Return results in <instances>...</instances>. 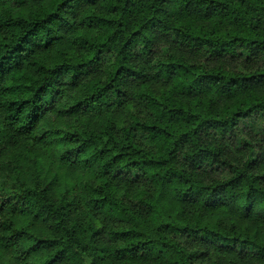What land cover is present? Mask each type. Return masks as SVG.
Returning <instances> with one entry per match:
<instances>
[{
    "label": "trees",
    "instance_id": "obj_1",
    "mask_svg": "<svg viewBox=\"0 0 264 264\" xmlns=\"http://www.w3.org/2000/svg\"><path fill=\"white\" fill-rule=\"evenodd\" d=\"M114 106L125 122H51ZM33 141H62L88 179L74 199L1 179L0 248L20 264H218L201 247L264 264L258 232L207 217L264 222V0H0V157Z\"/></svg>",
    "mask_w": 264,
    "mask_h": 264
},
{
    "label": "rangeland",
    "instance_id": "obj_2",
    "mask_svg": "<svg viewBox=\"0 0 264 264\" xmlns=\"http://www.w3.org/2000/svg\"><path fill=\"white\" fill-rule=\"evenodd\" d=\"M68 38V35L65 37ZM66 43V40H65ZM164 44L160 49L155 50V54L157 56H161L162 48L170 47L168 40L165 39L163 41ZM66 46L71 49V46L67 43ZM176 52L185 54L187 56L189 55L185 49H182L180 47L172 45ZM73 47V46H72ZM72 53H77L76 50L73 49L70 50ZM140 62V60H139ZM88 78H84L83 82H87ZM149 85L155 89H159L162 87L160 83H156V81H153L152 83H149ZM69 93L66 98L72 99L74 95H80L82 96L84 94L82 84L77 85L76 87L72 88V86H69L68 88ZM132 103L130 106H133L134 101H130ZM128 107L127 108H120V107H112L109 109H106L104 112H87L84 115L79 116L77 119L76 116H69L66 115L64 118H58L56 121H51L54 127L58 126H69L70 123L75 122L77 125H89L92 128H98L105 120L110 119L114 122H125L128 119ZM49 122V121H48ZM47 123V122H46ZM44 124L43 126H46L48 124ZM48 128H51L50 125H48ZM52 130V129H48ZM55 130V128H54ZM33 143H38L37 146H33V150L30 154H32L31 159H23L22 154L24 152L25 143H16L12 144L10 148H7L8 151L2 154L0 157V181L5 178L6 176H16L20 173L21 176H24L27 179V182L31 185H36L38 183L44 184L50 191V194L55 197H61L66 196L68 199H74V196L72 194L73 190H76L75 193L76 197L79 198L80 194L82 193V185L88 179V173H85L81 170L65 167L63 164H61L59 160V154H60V147L62 145V141L59 144H55L53 146L44 145L41 142L33 141ZM227 147V146H226ZM264 150V149H263ZM228 151L230 155H234V152L228 148ZM264 153V151H263ZM258 169L262 172H264V154L261 155V157L258 160ZM207 177L210 181L211 179L215 178H222L225 174L221 173V170H207ZM209 174V175H208ZM264 184V180H263ZM65 197V198H66ZM86 208L85 205L82 203V198L79 202H77L74 206V214L78 216H85L86 215ZM208 218L211 220H220L223 222V225L225 227L230 226V223L236 224V226L240 230H244L246 228H249L251 232H258V236L261 239H264V222L261 221H254L252 219H236L235 217H232L228 212L224 210L216 211V212H210L207 214ZM77 217V216H75ZM36 229L39 232H47L46 227L41 224H36ZM190 248L197 246H207L205 244L196 243L195 241H192L187 244ZM201 249L208 253V257H211V259L216 260L218 264H229L231 261H234L236 264H262L261 261H256L257 258L246 256L244 254L240 253H233V252H224V250L221 249H213L210 247H201ZM242 252V251H238ZM40 253L35 254L34 258L39 257ZM207 260L203 261L201 264H207ZM0 264H20L18 260L14 258L12 253L9 251H1L0 248ZM115 264H120L119 262H115Z\"/></svg>",
    "mask_w": 264,
    "mask_h": 264
}]
</instances>
